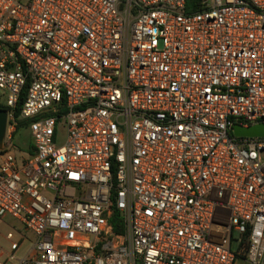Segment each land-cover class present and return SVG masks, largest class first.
<instances>
[{
	"label": "built area",
	"instance_id": "1",
	"mask_svg": "<svg viewBox=\"0 0 264 264\" xmlns=\"http://www.w3.org/2000/svg\"><path fill=\"white\" fill-rule=\"evenodd\" d=\"M0 93V264H264V0H0Z\"/></svg>",
	"mask_w": 264,
	"mask_h": 264
},
{
	"label": "rangeland",
	"instance_id": "2",
	"mask_svg": "<svg viewBox=\"0 0 264 264\" xmlns=\"http://www.w3.org/2000/svg\"><path fill=\"white\" fill-rule=\"evenodd\" d=\"M21 1L26 2L27 0ZM1 98V103L5 105L6 95L1 93ZM31 142V131L26 128L19 131L15 137V144L17 148L21 150V152H26ZM20 156L23 155L20 153ZM10 232L14 233L16 240L19 239L21 235L24 236V241L21 244L19 251L16 253V259L20 260L28 255L29 252H31L35 242V237L32 232L26 231L18 220L12 217L0 219V247H2L4 250L9 249V243L6 241V235Z\"/></svg>",
	"mask_w": 264,
	"mask_h": 264
},
{
	"label": "water",
	"instance_id": "3",
	"mask_svg": "<svg viewBox=\"0 0 264 264\" xmlns=\"http://www.w3.org/2000/svg\"><path fill=\"white\" fill-rule=\"evenodd\" d=\"M8 117V110L0 108V151L6 150ZM234 135L237 137H264V125L250 127L248 129L237 125L234 128Z\"/></svg>",
	"mask_w": 264,
	"mask_h": 264
},
{
	"label": "trees",
	"instance_id": "4",
	"mask_svg": "<svg viewBox=\"0 0 264 264\" xmlns=\"http://www.w3.org/2000/svg\"><path fill=\"white\" fill-rule=\"evenodd\" d=\"M1 93H0V108L1 109H4V110H8V108L5 106V105H3L2 103H1ZM22 106H23V99H21V101L19 102V104H18V106H17V108H16V110H15V117L18 119L19 117H20V113H21V109H22ZM24 128H26V129H29V124H28V122L27 121H20L19 122V126H18V128H17V131H16V133L14 134V136H13V140H14V145H15V147L17 148V146H16V144H15V137H16V135L19 133V131H21L22 129H24ZM18 149V148H17ZM20 150V149H19ZM21 151V150H20ZM110 224L113 226V228H114V230H115V232H117V233H121L122 232V221H121V219L119 218V214L115 211L114 212V214H113V216H112V219H111V221H110Z\"/></svg>",
	"mask_w": 264,
	"mask_h": 264
},
{
	"label": "crops",
	"instance_id": "5",
	"mask_svg": "<svg viewBox=\"0 0 264 264\" xmlns=\"http://www.w3.org/2000/svg\"><path fill=\"white\" fill-rule=\"evenodd\" d=\"M19 157H20V154H19ZM0 258H1V255H0Z\"/></svg>",
	"mask_w": 264,
	"mask_h": 264
}]
</instances>
